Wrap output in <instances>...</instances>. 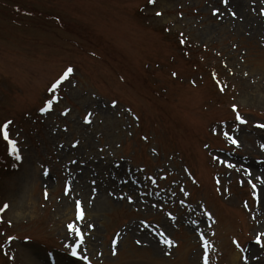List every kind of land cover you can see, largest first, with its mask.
Wrapping results in <instances>:
<instances>
[{
	"label": "rangeland",
	"instance_id": "rangeland-1",
	"mask_svg": "<svg viewBox=\"0 0 264 264\" xmlns=\"http://www.w3.org/2000/svg\"><path fill=\"white\" fill-rule=\"evenodd\" d=\"M256 2L0 0V264H264Z\"/></svg>",
	"mask_w": 264,
	"mask_h": 264
},
{
	"label": "snow or ice",
	"instance_id": "snow-or-ice-1",
	"mask_svg": "<svg viewBox=\"0 0 264 264\" xmlns=\"http://www.w3.org/2000/svg\"><path fill=\"white\" fill-rule=\"evenodd\" d=\"M154 2H155V0H149V3H154ZM223 2H224V3H227V0H223ZM261 3H264V0H261ZM217 11H218V10H217ZM214 14H215V12H214ZM233 14H234V13H233ZM261 14L264 15V11H262ZM156 15H161V13L157 12ZM182 42H183V41H182ZM72 71H73V70H72L71 67H69L68 69H66V71L64 72V74L60 77V80H63L64 78H66V77H67ZM173 75H175V73H173ZM58 83H59V81H57L56 83H54V84L52 85V87L55 88L56 85H57ZM221 90H223V89H221ZM50 103H51V101H49V104H50ZM113 103H115V102H113ZM233 108H234V110H235V106H233ZM41 111H44V109H41ZM236 118H237L238 120H241V122H244V121L242 120V118H241L239 115H237ZM85 119H86V122H89V121H87V117H86ZM9 123H10V122H9ZM0 135H2L3 138H4L6 141L9 142V145L11 146V151H12L13 153H16V152H17V149H16V146H15V141H12V140L9 139V134H8V130H7V124H5V125H3V126H0ZM225 136L227 137V133H225ZM230 139H231V142H232L233 144H238V141H237V140L232 139V138H230ZM19 158H20L19 155H17V159H19ZM229 166L231 167L232 165H229ZM252 187L255 188L256 186L253 184ZM76 206H77V209H78L77 218L79 219V218L82 216V211H79V210H80V203L77 202ZM7 207H8L7 204L3 205V208H0V211H3V210L6 209ZM67 227L69 228V230H74L73 225H72L71 223L68 224ZM77 234H79V233H77ZM10 239H11V238H10ZM166 242L169 243V244L174 243V242H172V241H166ZM257 242H258V243L260 242V237H259V236L257 237ZM137 243H139V241H137ZM77 248H78V245H74V246H72V255H73V256H76V255L78 254V252H77ZM114 254H115V252H114ZM83 258H84V259H87V257H83Z\"/></svg>",
	"mask_w": 264,
	"mask_h": 264
},
{
	"label": "bare ground",
	"instance_id": "bare-ground-1",
	"mask_svg": "<svg viewBox=\"0 0 264 264\" xmlns=\"http://www.w3.org/2000/svg\"><path fill=\"white\" fill-rule=\"evenodd\" d=\"M228 1H229L230 6L237 11V16L246 14L247 12H249V10H251L249 9V7L250 8L255 7L257 4H254V3H259V2H256L257 0H228ZM257 18L255 16H252V20H251L252 28L258 25L260 27V25H262V22L259 21Z\"/></svg>",
	"mask_w": 264,
	"mask_h": 264
}]
</instances>
